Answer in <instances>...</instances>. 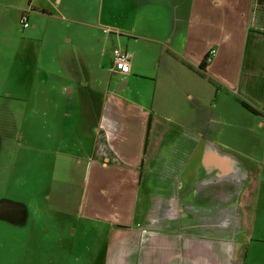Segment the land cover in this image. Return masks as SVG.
Returning <instances> with one entry per match:
<instances>
[{"label": "crops", "instance_id": "0c3cea01", "mask_svg": "<svg viewBox=\"0 0 264 264\" xmlns=\"http://www.w3.org/2000/svg\"><path fill=\"white\" fill-rule=\"evenodd\" d=\"M35 72L86 264H264V0H0V161Z\"/></svg>", "mask_w": 264, "mask_h": 264}, {"label": "rangeland", "instance_id": "374dc122", "mask_svg": "<svg viewBox=\"0 0 264 264\" xmlns=\"http://www.w3.org/2000/svg\"><path fill=\"white\" fill-rule=\"evenodd\" d=\"M33 83L19 90L26 98L14 127L1 132L16 152L0 161V264H86L97 252L96 238L89 232L77 238L71 230L93 227L76 217L77 187L61 184L45 167L44 88L36 72ZM13 131L22 136L11 141ZM250 239L264 240V228Z\"/></svg>", "mask_w": 264, "mask_h": 264}, {"label": "built area", "instance_id": "2783aa9c", "mask_svg": "<svg viewBox=\"0 0 264 264\" xmlns=\"http://www.w3.org/2000/svg\"><path fill=\"white\" fill-rule=\"evenodd\" d=\"M30 7V6H29ZM25 9V11L20 16V24L23 28H29L30 23L28 20V13L30 8ZM106 33H109V30H105ZM213 54V52H211ZM113 61H114V69L115 71L121 74H129L131 67V55L129 52L121 50V49H114L113 50Z\"/></svg>", "mask_w": 264, "mask_h": 264}, {"label": "trees", "instance_id": "16d2710c", "mask_svg": "<svg viewBox=\"0 0 264 264\" xmlns=\"http://www.w3.org/2000/svg\"><path fill=\"white\" fill-rule=\"evenodd\" d=\"M206 66V62L203 63L202 67L204 68Z\"/></svg>", "mask_w": 264, "mask_h": 264}]
</instances>
